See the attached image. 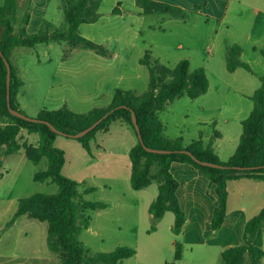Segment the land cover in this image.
<instances>
[{"label":"rangeland","instance_id":"1","mask_svg":"<svg viewBox=\"0 0 264 264\" xmlns=\"http://www.w3.org/2000/svg\"><path fill=\"white\" fill-rule=\"evenodd\" d=\"M241 1L245 4L243 22H251L258 15L256 8L260 6L259 0L196 2L187 0L186 2L190 4L196 3L197 10H201L208 17L194 18V15H191L192 23L200 19L201 27H194L193 24L189 26L191 28L188 29L189 34L185 36V46L196 51V55L192 57L191 70L195 66L207 64L212 85H218L222 79L246 92H251L253 87L258 89L261 85L264 58L259 49L256 53L252 52L253 45L244 41V29L239 26L242 20L232 21L234 11L238 9ZM3 2L4 0H0V6ZM18 3L19 8L14 22L16 34L23 26L22 20L27 13L29 0H18ZM48 7L45 26L50 32H64L68 27L63 12L64 3L61 0H51ZM227 8L229 28H226V25L222 26L217 19L222 10L225 11ZM204 20L207 22H203ZM2 34L3 27L0 25V38ZM156 39L171 45L174 43L169 42L175 41L174 38L162 33L157 34ZM234 45L244 47V60L251 62L252 72L240 68L236 74H231L227 70L228 57L225 55L228 56L230 48ZM69 50L66 42H54L51 47L40 44L35 47L13 49L10 61L18 69L19 76L24 82L18 95L20 107L18 104L17 107L26 116L38 117L39 107L51 95L49 85L54 79L58 64ZM148 53L152 54L151 52L146 54ZM136 86L139 94L149 89V85L140 82L136 83ZM224 96V93H210L195 100L183 96L170 102L162 111L157 112V117L163 123L165 138H182L183 144L189 145L198 140L206 141L215 134L222 135L223 137L219 139L214 138L216 152L221 161H228L238 147L242 126L235 121L225 123L222 118H219L217 124H213L209 119L211 112L216 111L217 104L224 101ZM234 100L232 97L227 99L228 102ZM202 103L207 109L205 112L199 108ZM250 103L253 105V101ZM121 125L128 127L129 134H123L125 128ZM100 137L110 149L106 154L103 153V158L98 157L97 160L100 161H96L99 163L96 165H91L92 159L77 139L58 135L54 143L55 147L65 153L63 174L77 182L76 200L81 203L108 204L106 209H87L80 213V220H87L88 228L81 232L78 239L88 256L110 253L119 247H129L133 248L136 254L123 260L121 264H221L222 250L243 243L246 222L252 218L257 203V200L253 199V191L249 190L248 186L239 190L234 182L230 184L231 200L227 224L213 234L205 236L213 217L211 206L217 205L215 186L211 185L208 188L202 179L192 181L187 175H178L181 181L179 196L189 221L183 232L176 235L173 232L172 212H166L164 217L156 221L149 212L151 204L158 196L160 181L154 180L155 182L142 190H133L127 159L122 157L118 159L114 155L117 150L125 154L128 148L137 143L133 128L116 122L109 134H102ZM18 141L21 145L24 143L36 145L39 136L23 130ZM47 168L46 157L39 164H35L28 160L24 151L3 158V166L0 169V264H20L11 257L22 258L20 261L25 264L26 261H30L29 257L35 255L47 258L48 264L59 262L58 256L48 247L46 223L24 216L16 226L9 225L20 199L37 193L56 194L59 191V187L51 181H35V174ZM157 172L158 165L155 164L151 173L156 175ZM261 202H264V199ZM261 202L257 206H260ZM242 206L246 208L244 213H240ZM235 216H239V221L233 227ZM177 243L183 247L180 261L175 259ZM245 264H249L248 256Z\"/></svg>","mask_w":264,"mask_h":264},{"label":"trees","instance_id":"2","mask_svg":"<svg viewBox=\"0 0 264 264\" xmlns=\"http://www.w3.org/2000/svg\"><path fill=\"white\" fill-rule=\"evenodd\" d=\"M64 3L63 12L67 29L64 32H50L41 26L35 34L27 32L30 24V13L25 14L23 26L19 33H15L14 22L19 8L18 0H4L0 6V25L3 34L0 38V50L11 65V105L17 107V96L24 86L18 76V70L10 61L13 49L17 47H35L52 41L66 42L72 50H92L99 55L108 56L110 51L102 45L94 43L78 33L81 24H91L99 20V6L101 0H61ZM145 13H168L173 16H186L179 7L150 0H137ZM264 58V48L261 49ZM242 47L234 45L230 48L227 59V70L234 72L238 68L252 71L251 66L241 59ZM141 63L149 68V89L143 94H136L131 90L117 89L112 103L107 108H95L86 114H77L67 107L59 110H42L38 119L54 125L66 134H77L84 131L107 113L96 128L82 138L77 139L88 152L91 141L98 132H108L114 122L120 121L130 126L138 134L132 122V112H135L141 130L144 144L152 149L171 151L169 154L150 153L145 150L139 139L131 148L129 158L131 162L130 184L133 190L139 191L160 181L158 196L151 204L149 212L154 221L164 217L166 212L174 214L173 232L182 233L186 223V215L182 209L177 192L179 182L171 172L173 163H184L205 175L210 184L215 185L217 206L205 236L219 230L226 219L228 210V182L242 178L264 181V75L260 78L261 85L251 96L253 110L242 121V135L235 153L228 161H221L212 144L205 146L201 140L192 142L189 146L183 144L182 138L167 139L163 134V123L157 117L170 102L183 96L197 99L209 90V79L203 68L190 70L188 60H182L174 68H169L146 54ZM20 111V110H19ZM21 112V111H20ZM23 113V112H21ZM24 114V113H23ZM37 134L39 141L36 145L20 144L18 137L21 131ZM58 134L51 131L49 126L33 123L11 115L7 107V67L0 56V169L3 158L24 151L28 160L39 164L43 158L48 159V168L35 174L38 182L51 181L59 187L56 194L37 193L19 200L18 208L9 223L20 217L48 225L47 243L50 251L58 256L56 264H121L123 260L136 254L133 248L119 247L110 253H99L88 256L78 237L88 228V221L80 220V213L87 209L104 208L101 202H78L77 182L62 172L66 163L63 150L54 146ZM188 150L199 160L207 161L229 169L206 167L195 162L192 157L181 151ZM157 164L158 172L152 175L151 169ZM234 167L245 168L236 170ZM263 231L264 208L245 225L243 243L239 246L224 250L221 254V264H245L246 256L249 264H263ZM182 245L176 244L175 259H182Z\"/></svg>","mask_w":264,"mask_h":264},{"label":"crops","instance_id":"3","mask_svg":"<svg viewBox=\"0 0 264 264\" xmlns=\"http://www.w3.org/2000/svg\"><path fill=\"white\" fill-rule=\"evenodd\" d=\"M150 1L179 7L186 13V16H173L168 13H145L144 9L138 5L137 0H101V4L99 6V20L91 24H81L78 28V33L82 37L105 47L110 51V55L102 56L92 50H72L68 45L70 50L63 56L61 62L58 64L54 79L49 85L51 95H49L44 103L39 107V113L44 109L54 111L63 107H67L77 114H86L95 108L109 107L112 103L113 95L117 89L131 90L136 94H139L136 83L140 82L144 85H149L150 82L149 68L140 61L147 52H151L152 54H150V56L154 60L169 68L177 66V64L182 60H188L191 70L192 57L193 55H196V51L191 47L185 46V36L186 34H189L188 29L191 28L189 27L190 25L193 24L194 27H201L200 19L192 23L191 15H194V18H196L197 16L208 17L207 14L203 13L201 10H197L196 3L190 4V2H186L187 0ZM193 1L196 2L197 0ZM50 2L51 0H29V6L27 9V13H30L31 16L30 24L27 26V32L29 34L38 32L41 26L46 25V16ZM258 2L260 3V6L256 8L258 15L256 18L252 19L251 22H243L245 4L242 1L239 2L240 5L238 9L234 11L235 16L232 17V21L242 20V23H240L239 26H242L244 29V41L253 45L251 46V51L254 53H256L258 49L261 51V49L264 48V0H259ZM228 12V8L225 11L222 10L221 14L218 15L217 18L220 20L222 26L226 25V28L230 27L228 25L229 21H227ZM205 21L206 20L203 22ZM160 33L167 37L174 38V42H169L174 44L171 45L159 42L156 39V36ZM203 41H205V39ZM54 42L57 41H52L47 45L51 47ZM244 54L245 49L243 47L241 59L251 66V62L249 60H244ZM225 57L228 56L225 55ZM203 61V63H205V60ZM206 65L207 64H202V66L199 67L195 66L193 70H191L194 71L197 68H203L206 71L207 77L209 79L208 92L199 98L205 97L210 93H224L225 95L224 101L219 105L217 104L216 111H209L211 112V116L209 118L210 121H212L213 124H217L219 118H222L223 122L225 123L235 121L237 124L242 126V121L245 120L253 110V105L250 103L252 102L251 96L254 94L257 88L253 87L251 92H246L240 89L238 86L230 84L227 82V80L224 81L222 79H220L221 81L218 85H212L208 76V68ZM239 69L240 68L230 73L236 74ZM49 97L52 98L49 99ZM228 97H232L235 100L228 102ZM16 104H18L20 107L18 96ZM233 104H236V106ZM199 108L203 112L207 110L203 103L199 106ZM121 126H124L123 128H125L123 134H129L128 127H125V125ZM110 131L98 132L96 134L95 138L91 141L90 152L84 149L82 145L83 149L88 152L90 158L92 159L91 165L99 164L96 163V161H100L97 160L98 157L103 158V153L106 154L108 149H110L103 138L100 137L102 134H109ZM221 137L223 136L215 134L212 137L207 138L206 141H201L205 146L212 144V147L216 152L217 147L216 140H214V138L219 139ZM56 141L57 138L55 142ZM134 145L135 143L125 151V154L120 153L118 150L117 153L114 154L118 159L121 157L127 159V166L130 167V176L131 162L129 153ZM171 172L179 182V189L177 192L179 198L181 181L178 175H187L188 177L192 178V181L202 179L209 186L208 188H210L212 185L205 175L184 163H173ZM232 182H234L235 186H237L239 190H242L244 186H248L249 190L253 191V199L257 200V203L255 204L256 208L252 217L256 216L264 208V202H261L262 199H264V181L250 178L229 181L228 210L223 226L227 224V220L229 218L231 200L230 184ZM159 186L160 182L158 189ZM179 201L181 203L182 209L184 212H186L182 205L181 198ZM260 202V206H257ZM101 203L106 204V206L99 209H106L108 204L105 202ZM216 206L217 205L211 206L212 212H214ZM245 211L246 208L242 206L240 213H244ZM22 218L23 217L18 218L14 224H12V226H16L18 221ZM188 221L189 219L186 217V223L183 227V230L186 228ZM237 221H239V216H235L233 227L236 225ZM224 250L221 251V254ZM11 258L15 261H18L20 264H24L20 261L22 258ZM28 259L30 261H26L25 264H48L46 262L47 258H41L39 255L31 256ZM40 261L43 262L40 263ZM262 262L264 264V256Z\"/></svg>","mask_w":264,"mask_h":264},{"label":"water","instance_id":"4","mask_svg":"<svg viewBox=\"0 0 264 264\" xmlns=\"http://www.w3.org/2000/svg\"><path fill=\"white\" fill-rule=\"evenodd\" d=\"M0 56L4 60V63L6 65V67H7V107L9 109V112L11 113V115H13L15 117H18V118H21V119H24L26 121L33 122V123L46 124L47 126H49L51 131H53L54 133H56L58 135L74 138V139H79V138L84 137L89 132H91L94 128H96L104 119H106L109 116L110 113H107L102 118H100L98 121H96L93 125H91L87 129H85L84 131H81V132H79L77 134H74V135L66 134V133H63V132L59 131L54 125H52L51 123H49L47 121L40 120L38 118H30V117L26 116L25 114L21 113L19 110L14 109L12 107V105H11V79H12L11 73H12V69H11V65H10L9 61L4 56V54H3V52L1 50H0ZM132 122H133V124L135 126V129L137 131L138 139H139L140 143L143 145V147L145 148V150L147 152L156 153V154H169V153H171V151H167V150L152 149V148L147 147L144 144V141H143V138H142V135H141V130H140V127H139L135 112H132ZM181 152L190 155L195 162H197L198 164H200L202 166L212 167V168H217V169H229V167H227V166H223V165H219V164H215V163L199 160L195 155H193L188 150H183ZM234 168L236 170H240V171L245 170V168H241V167H234Z\"/></svg>","mask_w":264,"mask_h":264}]
</instances>
